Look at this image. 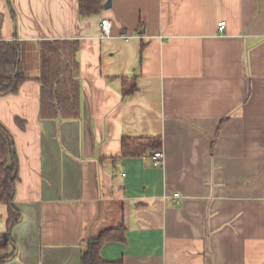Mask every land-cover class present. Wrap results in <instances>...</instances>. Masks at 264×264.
Instances as JSON below:
<instances>
[{
	"label": "crops",
	"instance_id": "0c3cea01",
	"mask_svg": "<svg viewBox=\"0 0 264 264\" xmlns=\"http://www.w3.org/2000/svg\"><path fill=\"white\" fill-rule=\"evenodd\" d=\"M53 38L79 41V115L39 116L35 46L29 79L0 95L21 213L8 228L0 203L4 264H81L118 225L125 241L103 243L102 259L264 264V0H110L85 18L77 0H0V40ZM131 74L138 89L122 96ZM123 136H159L162 164L122 157Z\"/></svg>",
	"mask_w": 264,
	"mask_h": 264
},
{
	"label": "trees",
	"instance_id": "16d2710c",
	"mask_svg": "<svg viewBox=\"0 0 264 264\" xmlns=\"http://www.w3.org/2000/svg\"><path fill=\"white\" fill-rule=\"evenodd\" d=\"M102 0H77L80 18L97 14L103 8ZM37 48L39 74V116L42 118H73L79 115L80 85L78 76V39L53 38L32 41L0 40V95L17 93L21 84L29 79L24 69V60ZM122 96L138 89L135 74L120 77ZM23 129L25 122L15 120ZM13 136L0 121V203L7 207L6 223L10 228L20 220L21 213L14 205L15 185L18 181V159ZM161 148L159 136H123L121 138L122 157H140L149 151ZM107 241H125V227L118 225L101 230L92 237L81 254V264H122L120 260L102 259L99 251ZM9 234L0 242V264L11 258Z\"/></svg>",
	"mask_w": 264,
	"mask_h": 264
},
{
	"label": "built area",
	"instance_id": "2783aa9c",
	"mask_svg": "<svg viewBox=\"0 0 264 264\" xmlns=\"http://www.w3.org/2000/svg\"><path fill=\"white\" fill-rule=\"evenodd\" d=\"M224 25L225 21L221 20L217 22V29L219 32H224ZM110 27H111V22L103 18L100 20V30H101V35L102 36H109L110 35ZM163 162V152L162 150H155L153 151L152 154V159H151V164L153 166H159ZM178 193H173L174 196H177Z\"/></svg>",
	"mask_w": 264,
	"mask_h": 264
},
{
	"label": "water",
	"instance_id": "95a60500",
	"mask_svg": "<svg viewBox=\"0 0 264 264\" xmlns=\"http://www.w3.org/2000/svg\"><path fill=\"white\" fill-rule=\"evenodd\" d=\"M109 4H110V0H107V1H105V3L103 4V7L106 8V7L109 6ZM6 237H7L6 233H3V234H2V243H4V242L6 241Z\"/></svg>",
	"mask_w": 264,
	"mask_h": 264
}]
</instances>
